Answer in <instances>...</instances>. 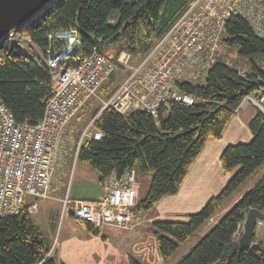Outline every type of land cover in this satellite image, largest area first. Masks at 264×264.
Listing matches in <instances>:
<instances>
[{"label":"trees","instance_id":"1","mask_svg":"<svg viewBox=\"0 0 264 264\" xmlns=\"http://www.w3.org/2000/svg\"><path fill=\"white\" fill-rule=\"evenodd\" d=\"M193 1L57 0L0 41V99L17 123L34 125L51 96L47 59L66 49V39L57 34L74 31L78 37L77 47L61 63L65 68L78 67L90 55L112 48L116 54L128 53L133 61L143 59ZM224 28L223 45L234 57L228 62L227 53L226 59L218 58L202 82L176 84L181 94L193 99L192 105L163 102L155 115L140 110L121 114L110 107L92 111L93 126L104 137L83 140L76 158L96 172L100 184L131 169L146 176L147 192L134 212H148L164 196L176 194L205 142L222 136L247 97L264 95V36H256L240 16L230 17ZM117 74L99 89L105 99L118 85ZM248 126L252 131L248 142L231 144L220 153L223 171L232 173L221 192L185 221L150 224L161 259L171 258L224 210L173 264H264V239L254 237L247 249L233 240L249 209L264 212V172L259 174L264 168V115L257 110ZM252 179L253 184L244 188ZM27 209L22 205L16 215L0 218V264H56ZM84 224L97 233L98 229ZM129 261L141 264L134 258Z\"/></svg>","mask_w":264,"mask_h":264},{"label":"built area","instance_id":"2","mask_svg":"<svg viewBox=\"0 0 264 264\" xmlns=\"http://www.w3.org/2000/svg\"><path fill=\"white\" fill-rule=\"evenodd\" d=\"M234 16L242 17L256 36H264L263 0H194L134 68L126 52L92 54L78 67L65 68L61 63L78 44V37L74 31L57 34L66 39V49L47 59L52 85L43 117L34 125L17 123L0 99V218L19 213L27 196L36 199L27 205L29 213L37 200L48 197L62 148L73 140L67 125L91 100L102 102L100 111L110 107L121 114L140 110L155 115L161 103L171 100L192 105L193 99L181 94L176 84L204 81L215 61L225 58L224 27ZM125 68L129 74L109 98L100 100L102 84ZM253 97L249 101L264 115V95ZM90 126L79 136L76 154L84 137L96 141L104 137L99 129L90 132ZM135 184L132 169L118 177L112 174L103 181V195L95 202L65 199L64 205L71 206L72 217L96 230L108 225L131 229L137 218Z\"/></svg>","mask_w":264,"mask_h":264},{"label":"crops","instance_id":"3","mask_svg":"<svg viewBox=\"0 0 264 264\" xmlns=\"http://www.w3.org/2000/svg\"><path fill=\"white\" fill-rule=\"evenodd\" d=\"M248 98L230 118L222 136L205 142L176 194L164 196L148 212H134L137 218L131 229L108 225L95 233L72 217V208L64 205L65 199L95 202L103 195L104 189L103 183L100 184L97 180L96 172L86 165L80 168L81 173L76 177L75 170L80 163L76 158L77 143L72 144L73 139L65 144L60 160L62 163L58 167L50 194L37 200L35 209L29 213L48 241L49 253L55 257L56 264H130L129 258H134L141 264H154L155 262L151 263V257L153 261L158 257L160 261L167 262L160 257L150 224L154 220L165 219L185 221L189 214L199 211L210 197L221 192L232 173L223 171L219 161L220 153L226 146L248 142L252 137L248 123L259 109ZM72 120L67 125V133L71 129L73 137L76 127L71 124ZM71 151L73 153L70 156ZM70 162L71 165H68ZM68 166L70 175L74 166L72 177L66 172ZM85 177L90 181L93 193L73 192V181ZM135 180L139 202L146 194L150 180L137 173ZM35 201L33 197L27 196L24 205H32Z\"/></svg>","mask_w":264,"mask_h":264},{"label":"rangeland","instance_id":"4","mask_svg":"<svg viewBox=\"0 0 264 264\" xmlns=\"http://www.w3.org/2000/svg\"><path fill=\"white\" fill-rule=\"evenodd\" d=\"M74 46L77 47L76 44H74ZM227 51L228 52H227V56L226 57L232 59V57H234L233 54H232L233 52H231L230 50H227ZM107 53L115 55L116 54V50L112 48V49H109V51ZM143 59H135L134 61L131 60L130 61V66H132L133 68L136 67ZM129 72H130V69H128V68L127 69L125 68L124 70L119 71L118 74L116 75V78L118 79L116 84H119L120 82H122L125 79V77L129 74ZM253 98L261 99V97H255V96ZM99 99L102 100V101L106 100L104 98V96L102 97L101 95L99 96ZM96 107H100L101 108L102 107V102H99L98 100H91L90 103L86 107H84V108H82L80 110V112L78 113L76 118L72 120L71 124H73V126L76 127V131H75L76 132L75 133L76 136L75 135L73 136L74 137L73 138L74 142L72 144L77 143V141L79 140L78 136L81 135V133L86 129V127L88 125H91L89 127V131L90 132L93 131L94 126H93V121H92L93 120L92 111ZM85 138H87V137H84V140H85ZM72 153L73 152L71 151L70 152V156H71ZM66 157H68V155L65 156V158ZM78 162H80V161H78ZM68 165H71V162ZM85 165L86 164H84V163H81V162L79 163V165L77 166V168L75 170L76 177H78L79 173H81L80 168H83V167L87 166V165L86 166ZM57 170H58V168H57ZM69 170H70V166H68L67 169H66L67 174L70 175ZM73 170H74V166H73L72 171H71V175H70L71 177L74 174ZM263 172H264V168H263L262 171L259 172V174H262ZM69 175H67V176H69ZM254 180L255 179H252L249 182H247V184H246V186L244 188H248V186H251L253 184ZM72 191L73 192H81V193L87 192V193L91 194V193H93V187L90 184V181L88 180L87 177L82 178V179L76 178L73 181ZM243 191H244V189H243ZM223 212H224V210H222L221 213L217 214L212 219L215 220V218L219 217V215H221ZM212 219H211L210 222L209 221L207 222V224L202 228L200 233L196 234L195 236H192L187 242L182 243L179 246V249H178L177 253L174 254L171 258L167 259V262L160 261L158 259V257H155V261H153V258L151 257V259H150L151 263H154V262L156 264H173V263H175V261H177L180 256L186 254L190 250V246L194 245L197 242V240L200 239V236L202 235V233L204 234L207 230H209L208 228L211 227V225L213 224V221H214ZM255 232H256V234H255L256 241H258L259 239H264V219L262 221L258 222V224H257V226L255 228ZM241 235L242 234H238L237 240L241 237Z\"/></svg>","mask_w":264,"mask_h":264},{"label":"water","instance_id":"5","mask_svg":"<svg viewBox=\"0 0 264 264\" xmlns=\"http://www.w3.org/2000/svg\"><path fill=\"white\" fill-rule=\"evenodd\" d=\"M57 0H0V41L7 38L8 33L20 30L32 19L42 14V11L53 5ZM264 219V212L258 209H249L244 223H242L234 236L238 239L241 248L252 246V239L255 237V228L259 221Z\"/></svg>","mask_w":264,"mask_h":264}]
</instances>
